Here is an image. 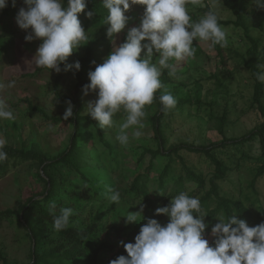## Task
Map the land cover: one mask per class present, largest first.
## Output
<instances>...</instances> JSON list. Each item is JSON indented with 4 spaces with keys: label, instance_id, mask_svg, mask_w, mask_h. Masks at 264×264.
Masks as SVG:
<instances>
[{
    "label": "rangeland",
    "instance_id": "obj_1",
    "mask_svg": "<svg viewBox=\"0 0 264 264\" xmlns=\"http://www.w3.org/2000/svg\"><path fill=\"white\" fill-rule=\"evenodd\" d=\"M248 2L250 9L252 0ZM22 6L23 0H17L15 7L9 0V6L0 10V39L8 41L6 50L0 53V80L5 83L10 80L16 82L13 88L0 92V98L6 99L15 116L13 120H0V139H4L5 146H11L15 151H40L48 157H55L70 146L78 132L80 139L87 138L85 143H80L78 157L84 159L85 172L92 177L102 195H95L93 198L78 197L76 200L68 198L64 207L74 210L69 226L80 229L89 228L93 223L98 226L95 231L97 239L110 243L111 247L110 251L104 250L98 255V264H106L108 260L114 259L116 253L123 251L120 241L134 243V237L148 219L143 211L141 220L125 223V215L139 211L138 204L142 203L132 198L128 192L133 179L144 175L147 168H150L147 177L149 184L154 186L166 163L163 157L153 159L146 151L158 147L154 132L156 114H164V150L184 143L208 147L221 143L224 138H240L263 121L257 106L252 104L253 82L244 65L250 42L245 38L243 30L232 24H221L227 31L228 43L220 56L210 41H194L193 57L169 61L176 65V75L170 76L168 72L169 81L163 94L170 92L176 98L175 108L162 112L154 104L145 109L146 116L142 121L145 127L141 130L144 135L139 139L131 138L133 129H128L130 142L127 146L120 145L116 140L119 124L126 115L114 116L113 128H100L111 146L110 150L99 142L98 132L94 128V125L99 126L97 121L94 124L88 119L78 127L73 117L63 119L68 100L62 98L72 99L74 113L76 96L82 104L81 115L86 116L88 102L95 100L97 96L91 92L85 96L82 89L75 94L80 81L74 69L63 71L62 81L59 83L61 98L56 96L54 85L57 73L36 67L32 60L41 41H25L27 32L20 29L15 21ZM144 8V5H132L125 13L129 17L125 29L111 38L107 36L109 25L105 23V19L84 18L81 24L89 41L83 42L84 45L74 50L66 63L71 64L88 57L94 68L101 64L114 45L118 46L125 41L128 29L139 26ZM187 9L192 22H198L207 13L204 9L216 12L219 20L234 19L220 0H198L195 4L189 0ZM244 22L248 25L247 19ZM249 34L258 40L260 48L264 47V27L262 30L250 29ZM158 59L159 56L155 55L153 62L157 63ZM89 71L88 68H83V79H88ZM260 100L264 105V89ZM28 103L42 112L29 109ZM47 117L62 120L54 122ZM214 152L229 167L226 177L219 182L220 194L238 200L249 210L252 213L249 226H254L256 213L264 209V173L256 175L257 167L264 161L259 137L240 146L228 144ZM179 154L189 167L202 173L206 179L209 178L212 168L205 156L186 150H180ZM41 175L42 170L37 160L21 158L16 153L8 155L6 171L0 176V212L17 211L29 199H41L45 191ZM207 186L208 184L206 188ZM109 187L120 192L119 203L108 199ZM189 189L192 190V186ZM159 203H163V200ZM20 220L21 216L16 213L0 217V264L31 262V249L34 245ZM159 222L162 225L167 223ZM49 235L54 237L55 233L50 231ZM91 256L83 258L79 264H91Z\"/></svg>",
    "mask_w": 264,
    "mask_h": 264
},
{
    "label": "clouds",
    "instance_id": "obj_2",
    "mask_svg": "<svg viewBox=\"0 0 264 264\" xmlns=\"http://www.w3.org/2000/svg\"><path fill=\"white\" fill-rule=\"evenodd\" d=\"M17 0H11L16 6ZM108 10L105 23L107 36L113 37L125 29L129 17L125 13L132 5H144V13L139 26L127 31L126 39L112 51L95 70L88 72L90 83L82 88L87 96L95 93L97 98L87 104L88 116L97 121L101 129H111L115 125L113 117L124 111L126 117L119 124L116 140L122 146L130 142L127 131L132 128L131 138L139 139L144 133L142 122L146 116L145 106L151 105L154 94L164 87L160 77L162 69L168 68L169 75H176V65L170 60L181 61L195 55L194 41H211L213 45L227 46V31L218 22L216 12H207L198 22H192L188 13L189 0H102ZM193 4L198 0H191ZM258 10H264V0H252ZM15 21L25 30V41L40 40L32 60L35 66L54 70L79 71L81 64L75 61L66 63L73 51L83 42L89 41L87 32L78 14L87 7V0H23ZM9 6V0H0V10ZM86 15L91 18L93 11ZM143 42V43H142ZM143 53V55H142ZM159 56L158 62L153 57ZM95 64V61L92 62ZM61 64L64 65L63 69ZM262 71L256 74L257 80L264 82V64L258 65ZM15 80L7 83L0 80V92L13 88ZM163 110H171L177 104L170 93L159 97ZM63 119L73 117L71 100ZM15 119L14 112L6 99L0 98V120ZM6 141L0 139V163L7 160L4 151ZM108 199L119 203L121 194L112 188L107 189ZM139 211L128 212L125 223L142 219L145 205L139 203ZM55 201L49 203L53 217V228L59 232L70 224L74 215L71 207H61L57 212ZM156 215H166L169 221L161 224L149 218L134 237V243L120 241L127 256L120 255L109 264H264V222L249 226L235 214L227 219L218 218L211 227L214 242L210 244L205 236L208 225L205 223L200 200L180 192L166 206L157 207Z\"/></svg>",
    "mask_w": 264,
    "mask_h": 264
},
{
    "label": "trees",
    "instance_id": "obj_3",
    "mask_svg": "<svg viewBox=\"0 0 264 264\" xmlns=\"http://www.w3.org/2000/svg\"><path fill=\"white\" fill-rule=\"evenodd\" d=\"M224 8L228 10L234 19L219 20L221 25L232 24L235 27H240L243 30L245 38L250 42V47L246 50L247 59L244 60L245 67L249 70L253 82V96L252 104L256 105L259 112L263 116V121L258 127L253 129L248 134L240 138H224L221 143L213 144L205 147L200 145H193L191 143H184L179 146H174L168 150H164L163 140L164 132L162 129V118L164 114H156L154 122V132L158 140V147L155 150H146L151 157H163L166 163L159 172L155 184H149L147 168L144 175H138L133 179L130 184L129 191L132 198L138 199L145 205L144 214L146 217L157 219L161 222H168L169 217L160 214L156 215L155 210L157 207L166 206L170 203L171 199L178 195L180 192H185L189 196L196 197L200 200L201 208L205 217V223L208 227L205 230V236L210 244L214 242L211 236V227L219 222L218 218L227 219L235 214L238 219L245 220L249 225L252 222V213L247 210L238 200L227 198L220 194L219 182L224 180L229 170V167L215 155L214 150L221 147H226L228 144L240 146L246 141L252 140L254 137H259L262 156L264 157V105L261 103V96L264 89L262 82L257 80L256 74L262 69L258 65L264 64V47H259L258 40L253 39L250 34V29L262 30L264 27V10H258L252 3L248 9V0H220ZM64 5L67 6V0H64ZM93 11L98 19H106L108 10L104 8L102 0H87V7L85 10L78 14L80 21L88 17L86 13ZM204 11L209 12L208 9ZM244 19L248 20V25H245ZM2 21V20H1ZM8 41L3 38L0 39V53L7 48ZM210 44L220 56L224 47L219 44ZM89 58L79 59L81 68L77 71L80 83L75 88V94L84 85L90 83L89 79H83V68H88L94 71L95 68L89 63ZM64 65L61 64L63 69ZM168 68H164L160 77L162 85L165 87L168 79ZM63 70L57 73L54 85V92L57 97L59 95V83L62 81ZM164 87L157 90L154 94V100L151 105H146L145 109L156 104L163 112V106L159 101V97L163 95ZM61 98V97H60ZM62 100H72L70 98H62ZM74 102L76 109L74 111L73 120L75 125L85 122L88 119L93 120L90 116L81 115L82 104L75 96ZM28 108L33 111L42 112L38 107L32 106L28 103ZM126 115L123 110L118 112L115 117ZM49 120L57 122L62 118L47 117ZM224 119H222L223 121ZM225 121V120H224ZM223 124V122H222ZM95 130L98 132V139L101 144L111 150V146L106 142L105 137L98 125H94ZM78 132V131H77ZM79 133L71 140L70 146L55 157H48L40 151H15L11 146H5L4 151L8 155L16 153L21 158L35 159L41 167L42 175L40 179L45 185V191L41 199H29L27 203L20 206L17 211L6 210L0 212V217L16 213L21 216V224L33 242L31 249V262L30 264H79V261L85 257H90L91 264H98V255L101 251H110V243L100 242L95 234L97 225L94 223L89 228L80 229L74 226H68L66 229L59 232L53 228V217L49 211V203L55 201L57 205V212L59 208L67 205L66 200L79 198H93L95 195H102L101 190L96 188L92 177L86 174L83 167L84 159L78 157V150L80 143H85L87 138L80 139ZM82 140V141H81ZM180 150H186L190 153H197L205 156V159L210 163L212 168L208 179L203 177L202 173L195 171L189 167L184 161L182 155L179 154ZM7 160L0 163V176L6 171ZM257 176L264 173V161L257 167ZM208 184L207 188L206 185ZM192 186V190L189 189ZM66 197V198H65ZM163 200V203H159ZM264 222V209L256 213L254 226ZM55 233L54 237L49 235V232ZM120 255L127 256L125 249L121 253H116L114 259ZM108 260L106 264H109Z\"/></svg>",
    "mask_w": 264,
    "mask_h": 264
}]
</instances>
